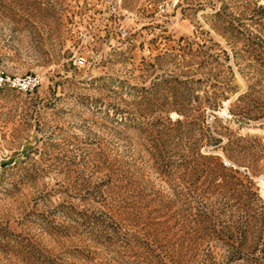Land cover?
<instances>
[{
    "label": "rangeland",
    "instance_id": "1",
    "mask_svg": "<svg viewBox=\"0 0 264 264\" xmlns=\"http://www.w3.org/2000/svg\"><path fill=\"white\" fill-rule=\"evenodd\" d=\"M0 74V264H264V0H0Z\"/></svg>",
    "mask_w": 264,
    "mask_h": 264
},
{
    "label": "built area",
    "instance_id": "2",
    "mask_svg": "<svg viewBox=\"0 0 264 264\" xmlns=\"http://www.w3.org/2000/svg\"><path fill=\"white\" fill-rule=\"evenodd\" d=\"M123 33H125V31H122ZM84 57L83 56H78L77 57V62L79 64H82L84 62ZM10 85V86H18L19 88H21L22 90H32L36 87H38V85L40 84V77L35 75V76H28L26 78L23 79H11V78H6L3 75L0 74V86L3 85ZM224 165H228L229 161L224 160L223 161Z\"/></svg>",
    "mask_w": 264,
    "mask_h": 264
}]
</instances>
